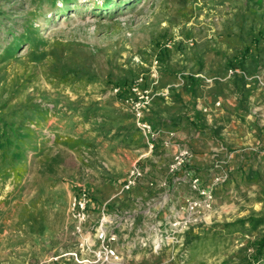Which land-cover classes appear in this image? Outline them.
<instances>
[{
	"label": "rangeland",
	"instance_id": "obj_1",
	"mask_svg": "<svg viewBox=\"0 0 264 264\" xmlns=\"http://www.w3.org/2000/svg\"><path fill=\"white\" fill-rule=\"evenodd\" d=\"M102 3L0 0L9 17L6 25L18 35L28 26L34 39L13 58L0 60V115L8 114L36 132L26 147L23 178L0 175V264H72L48 260L77 248L70 205L81 187L89 190L92 206L107 203L109 215L120 216L113 226L119 231L123 264H242L254 252L252 242L264 226L252 230L226 225L264 215V134L250 149L245 158L250 165L244 170L243 148L217 145V132L206 128L198 135L199 129L180 116L170 129L162 121H151L166 136L176 133L173 143L188 146L193 154L195 138L213 141L211 162L195 171L208 181L216 170L228 174L216 191L212 219L194 227L201 239L185 248L184 237L180 244L167 243L154 253L138 246L134 233L125 238L123 216L135 214L146 230L141 236L153 242L159 232L149 227L157 218L147 213H162L163 191L147 183L168 177L173 201L184 199L189 186L185 182L179 189L167 175L170 156L158 163L152 161L154 154L145 156L144 136L114 89L144 75V87L155 99L173 105L192 76L204 75L198 90L234 78L228 77L229 62L252 43L256 47L246 71L264 74V0H140L135 6L126 1L97 14ZM36 105L45 111L35 113L31 108ZM176 127L194 134L187 139ZM219 142L223 144L222 138ZM1 161L0 153V166ZM136 161L148 170L145 183L121 193ZM250 169L256 173L251 180ZM91 214L92 222L100 219L92 209Z\"/></svg>",
	"mask_w": 264,
	"mask_h": 264
},
{
	"label": "built area",
	"instance_id": "obj_2",
	"mask_svg": "<svg viewBox=\"0 0 264 264\" xmlns=\"http://www.w3.org/2000/svg\"><path fill=\"white\" fill-rule=\"evenodd\" d=\"M158 63L159 61L156 60L155 64ZM237 74L248 76L241 69L231 68L228 70V77ZM152 76L158 79L159 71L154 72ZM144 82L143 75L135 83L128 85L129 91L121 99L131 113L136 128L144 136L148 147L145 156H150L158 150L159 146H163L165 149L170 148L176 133L169 132L166 136L161 129L155 127L153 122L147 119L155 100V94L149 88L144 87ZM120 92H122L121 87L114 89L116 95H119ZM217 106H220V103ZM176 147L172 159L167 164L166 173L169 177H173L174 183L178 181L175 177L180 173L183 174V181L188 184L190 192L181 201H173L174 190L170 192L172 188L168 177L153 179L147 183L149 187L163 191L162 204L166 213L164 210L158 214L147 213L150 217L157 218L155 224L149 229L153 228L159 232V237L151 242L146 236H141L146 230L138 225L135 214L123 216L127 231L125 238H133L132 234L134 233L137 235L138 246L149 247L154 253L161 251L167 243L180 244L191 228L212 219L215 211L216 191L228 178L227 173L216 170L208 181L207 178L195 171L194 155L191 149L181 143H177ZM219 164L216 165V169L221 168ZM147 172L148 170L138 161L134 162L121 185V193H129L143 185ZM91 206L89 190L86 187H81L79 193L72 198L70 205L73 226L71 234L77 241V248L58 255L52 254L48 262L68 259L72 261V264H123L125 257L117 245L119 231L113 226L120 216L111 217L109 207L107 203H104L99 209L100 219L92 222Z\"/></svg>",
	"mask_w": 264,
	"mask_h": 264
},
{
	"label": "crops",
	"instance_id": "obj_3",
	"mask_svg": "<svg viewBox=\"0 0 264 264\" xmlns=\"http://www.w3.org/2000/svg\"><path fill=\"white\" fill-rule=\"evenodd\" d=\"M250 71L253 72L254 69ZM247 75V77L241 74L234 75V78L217 83L215 87L204 88L201 85L200 90L198 88L202 80L199 78L204 77L203 73L197 77L192 76L188 87L181 90V95L177 97L178 102L168 105L160 97H157L153 102L148 118L155 123L162 121L163 127L170 129L175 128L171 122L174 118L185 117L183 121H188L189 126L199 129L198 135L202 129L206 128L208 133L217 132L220 137L216 140L217 145H221L223 148H227L231 144L241 147L244 153L240 158H249L250 149L255 144L261 143L259 136L264 134V74L256 72ZM176 92L180 91L177 90ZM218 103L220 106H217ZM176 128L181 129L179 134L187 139H191V135L194 134H191L189 130L183 131L180 127ZM194 132L196 133V130ZM230 132H232L233 137H228ZM221 138L223 144L219 142ZM213 143V141L201 142L198 138L194 139L192 146L194 148L195 170L211 162L210 154L214 150ZM176 148L175 143L170 148H158L151 157L152 161L158 163V160L162 161L166 156H170L169 163ZM176 179L178 181L174 184L179 189L185 186L186 183L182 178L176 176ZM141 187H137L135 190ZM100 206L93 204L91 209L100 215Z\"/></svg>",
	"mask_w": 264,
	"mask_h": 264
},
{
	"label": "trees",
	"instance_id": "obj_4",
	"mask_svg": "<svg viewBox=\"0 0 264 264\" xmlns=\"http://www.w3.org/2000/svg\"><path fill=\"white\" fill-rule=\"evenodd\" d=\"M52 1L56 3L57 0ZM62 1L64 3H68L74 0ZM126 1H129L130 4H132L131 6H135V4H137L140 0H103L102 7L99 8L98 6L97 14H101V10L104 8L110 10L112 6H120ZM120 12H122V10ZM8 20L9 17L7 16L6 12L0 9V48H4L3 54H0V60L13 58L24 43L32 44L34 40L32 36L33 31L28 28V26L24 27L22 33L18 35V32L14 29V27H8L6 25V21ZM4 40H7V43H5ZM253 44L256 47V43H252V45L245 47L241 53L234 56L232 61L229 62L231 65L230 68L241 69L247 74L251 72L250 70L246 71V62L253 54ZM118 86L123 88L122 92H120L118 95L120 98H122L129 91L127 88L128 85L123 83L122 85L118 84ZM31 109H33V111L37 114L45 111L39 105H36ZM147 119L151 121L148 117ZM35 133V130L26 128L19 121L11 119L8 114L0 115V153L2 156V165L0 166L1 176L7 178L10 174H14V177L17 179L23 178L26 172L23 161L28 155V150L26 147L29 143H31L30 140L33 139ZM249 165L250 160H245V164L243 166L244 170H247ZM197 173L202 175L199 172ZM255 175L256 173L250 169L248 172L249 179H254ZM226 226L228 228L238 229L246 228L248 226L252 230H258L260 227L264 226V215L242 218L233 223L227 224ZM194 229L195 228H191L185 234V248L192 246L195 244V242L201 239V233L196 234ZM252 246L254 248V252L248 255V257L243 260L242 264H264V233L258 239L252 242Z\"/></svg>",
	"mask_w": 264,
	"mask_h": 264
}]
</instances>
